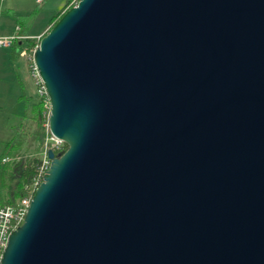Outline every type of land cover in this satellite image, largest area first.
<instances>
[{
  "label": "water",
  "instance_id": "water-1",
  "mask_svg": "<svg viewBox=\"0 0 264 264\" xmlns=\"http://www.w3.org/2000/svg\"><path fill=\"white\" fill-rule=\"evenodd\" d=\"M33 58L67 148L1 264H264V0H79Z\"/></svg>",
  "mask_w": 264,
  "mask_h": 264
},
{
  "label": "trees",
  "instance_id": "trees-1",
  "mask_svg": "<svg viewBox=\"0 0 264 264\" xmlns=\"http://www.w3.org/2000/svg\"><path fill=\"white\" fill-rule=\"evenodd\" d=\"M73 0H68L67 3L52 17L49 23L48 30L37 37H26L25 39H16L12 45L8 47V52L11 60L14 63L22 62V83L30 81L29 61L20 55V52L26 50L28 53L34 52L38 46L40 39L52 28V26L61 18L63 13L73 7ZM41 5L37 7L27 16L26 27L33 21L34 17L40 11ZM21 22V18L19 20ZM28 29L23 30V35L27 34ZM24 102V115L21 117V122L16 130L13 138L4 144V149L0 153V158L13 155L22 151L25 148L27 140L33 138L39 146L43 143L46 136V124H48V116L50 109L45 106L44 99L37 92L34 94H26L21 96ZM67 148V147H66ZM40 149V148H39ZM38 153H40L38 151ZM40 162L39 158L33 156L23 157L16 162H8L0 165V203L8 205H16L18 201L26 195L25 187L31 184L35 175V169Z\"/></svg>",
  "mask_w": 264,
  "mask_h": 264
},
{
  "label": "crops",
  "instance_id": "crops-1",
  "mask_svg": "<svg viewBox=\"0 0 264 264\" xmlns=\"http://www.w3.org/2000/svg\"><path fill=\"white\" fill-rule=\"evenodd\" d=\"M7 0H0V38H7L12 36L20 37H38L44 34L48 28L52 17L67 3L68 0H45L41 5L42 9L38 12L33 23L28 25L19 24V17H27L33 8L37 7L35 0H13L14 3L9 7L3 8V3ZM26 3L27 9L23 7ZM34 8V9H35ZM39 21V22H38ZM39 23V27L36 25ZM28 29L27 34L23 35V30ZM8 47L0 46V55L4 61L8 55L11 62ZM1 62V58H0ZM22 62H13V66L6 65L7 68L0 70V115H7L8 117L17 118V122H21V117L24 115V102L21 100L22 94H34L36 92L35 85L30 77V81L22 83L23 78L20 73L22 72ZM3 66V65H2ZM15 128L10 127V133L15 135ZM13 137H11L12 139ZM10 139V140H11Z\"/></svg>",
  "mask_w": 264,
  "mask_h": 264
},
{
  "label": "built area",
  "instance_id": "built-area-1",
  "mask_svg": "<svg viewBox=\"0 0 264 264\" xmlns=\"http://www.w3.org/2000/svg\"><path fill=\"white\" fill-rule=\"evenodd\" d=\"M45 0H35L37 5H42ZM79 0H74V2H78ZM41 36H38L40 38ZM25 39L26 37L20 36H12L7 38H0V46L9 47L12 45L13 41L16 39ZM22 57H26L27 52L23 50L20 52ZM31 61L30 64V76L35 85L37 94L44 99L45 106L50 109L49 98L44 86V83L39 75V71L34 63L33 55L28 58ZM46 136L41 144L40 148V162L38 163L35 169V175L31 184L25 187L26 195L21 198L16 205H8L0 203V264L3 257L4 250L7 246L8 239L10 234L17 229L20 225L23 224L24 219L27 214V210L29 208L31 199L39 187V185L43 182L44 175L50 166V159L48 158V151L52 150L54 153L63 152L66 149L65 142L54 136L50 130L49 125L46 124ZM13 158L8 156L0 158V165L11 162Z\"/></svg>",
  "mask_w": 264,
  "mask_h": 264
},
{
  "label": "rangeland",
  "instance_id": "rangeland-1",
  "mask_svg": "<svg viewBox=\"0 0 264 264\" xmlns=\"http://www.w3.org/2000/svg\"><path fill=\"white\" fill-rule=\"evenodd\" d=\"M12 3H14L13 0H7L6 2L3 3V8L9 7V5ZM72 4L76 5V2H74V0H73ZM27 6H28V4H27ZM27 6H26V3H23V7L25 9H27ZM34 8H33V10H34ZM41 9H42V7L40 8V10ZM36 16L34 17L33 21L35 20ZM33 21H32V23H33ZM25 23H26L25 17H21V22L19 21V24L21 25V24H25ZM38 27H39V23L36 25V28H38ZM4 54L6 56V57H3V58H6L4 61L2 60V56L0 55V58H1L0 70L6 69L7 68L6 65L13 66V62H11L9 60L8 55L6 53H4ZM27 55L28 56H26L25 58L28 60V58L33 55V52H32V54L27 52ZM28 61L31 64V61L30 60H28ZM29 70H30V68H29ZM29 74H30V71H29ZM20 75L22 76L23 72H21ZM17 120L18 119L14 118V117H8L7 115H0V153L4 149L5 142L9 141L11 139V137H13V133H10V127L15 128V130H18V126H19L20 122H17ZM39 148H41V146H39L38 143L35 142V140L33 138H31L30 140H27V142L25 144V148L22 151L17 152L13 155H8V157L13 158V160L11 162L19 161L23 157H27V156H33V157L40 159V154L38 153V151L40 152Z\"/></svg>",
  "mask_w": 264,
  "mask_h": 264
}]
</instances>
